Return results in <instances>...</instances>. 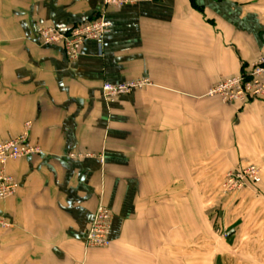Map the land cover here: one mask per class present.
<instances>
[{
    "label": "crops",
    "instance_id": "crops-1",
    "mask_svg": "<svg viewBox=\"0 0 264 264\" xmlns=\"http://www.w3.org/2000/svg\"><path fill=\"white\" fill-rule=\"evenodd\" d=\"M102 0H0V141L31 122L35 156L11 160L0 264H264V97L208 90L264 56V0H154L111 7V27L70 60L38 26L94 17ZM152 84L103 96L104 82ZM257 164L227 237L215 222L225 174ZM110 245L85 247L100 202ZM214 208V211H213ZM230 215V214H229ZM263 258V260H262Z\"/></svg>",
    "mask_w": 264,
    "mask_h": 264
},
{
    "label": "built area",
    "instance_id": "built-area-1",
    "mask_svg": "<svg viewBox=\"0 0 264 264\" xmlns=\"http://www.w3.org/2000/svg\"><path fill=\"white\" fill-rule=\"evenodd\" d=\"M140 1L154 0H102V7L97 14L80 22L68 30H61L52 25L38 26L36 29L40 41L44 45L61 44L67 57L75 60L79 57L82 45L87 40H100L111 27L106 12L111 7H123ZM152 84L149 76H143L119 83L104 82L103 96L114 101L120 95L128 94L136 89ZM207 96H218L229 104H245L264 97V56L234 76L221 78L212 86ZM31 122H26L25 130L18 136L0 141V200L16 194L19 182L6 170L11 160L35 156L42 153V147L30 142ZM262 180V168L257 164H247L228 171L221 183L224 194L233 195L242 191L248 184H258ZM113 212L102 201L95 212L94 219L85 239V247L106 248L110 245L111 223ZM11 221L0 213V229L9 228Z\"/></svg>",
    "mask_w": 264,
    "mask_h": 264
},
{
    "label": "rangeland",
    "instance_id": "rangeland-1",
    "mask_svg": "<svg viewBox=\"0 0 264 264\" xmlns=\"http://www.w3.org/2000/svg\"><path fill=\"white\" fill-rule=\"evenodd\" d=\"M252 184V183H250ZM248 184V186L250 185ZM247 186V187H248ZM247 187H245L242 191L238 192L237 194H233V195H227L224 194L221 190V196L220 199L217 202L218 205V210L216 211L219 216L221 217V221L219 222H215V226H217V229L220 230L221 235H223V237H227V233H228V229L231 226V206L236 198L237 195H239L241 192H243ZM214 211V208H213ZM230 214V215H229ZM262 255H264V253H262ZM259 256H261L259 253L256 254V260H257V264L261 263V261L259 260ZM263 260V258H262Z\"/></svg>",
    "mask_w": 264,
    "mask_h": 264
},
{
    "label": "water",
    "instance_id": "water-1",
    "mask_svg": "<svg viewBox=\"0 0 264 264\" xmlns=\"http://www.w3.org/2000/svg\"><path fill=\"white\" fill-rule=\"evenodd\" d=\"M93 18V17H92ZM89 19H91V18H89Z\"/></svg>",
    "mask_w": 264,
    "mask_h": 264
}]
</instances>
